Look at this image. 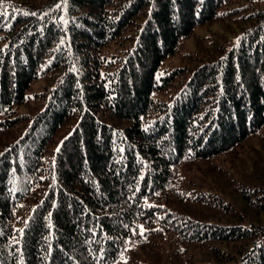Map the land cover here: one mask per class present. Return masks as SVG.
I'll return each mask as SVG.
<instances>
[{"label": "trees", "instance_id": "1", "mask_svg": "<svg viewBox=\"0 0 264 264\" xmlns=\"http://www.w3.org/2000/svg\"><path fill=\"white\" fill-rule=\"evenodd\" d=\"M0 17V264H116L167 230L233 244L213 246L226 264H264V218L185 219L168 199L179 162L223 155L264 126V0H0ZM212 21L233 35L160 71ZM30 97L38 109L17 112ZM237 186L264 216V187ZM190 197L234 210L218 192Z\"/></svg>", "mask_w": 264, "mask_h": 264}, {"label": "rangeland", "instance_id": "2", "mask_svg": "<svg viewBox=\"0 0 264 264\" xmlns=\"http://www.w3.org/2000/svg\"><path fill=\"white\" fill-rule=\"evenodd\" d=\"M229 30V24L220 21L197 26L195 35L184 39L176 53L161 63L160 71L166 73L177 65H194L197 57L202 54L199 49L203 48V43L212 35L220 33L231 37L233 34ZM40 86L41 82H36L28 94H32V90H38ZM38 105L39 101L30 97L26 107H20L17 112L33 114ZM73 122V119L68 120L58 130L54 142L56 145L70 131ZM26 124V121L18 124L8 134L15 130L19 132ZM175 173L178 180L168 192V199L172 201L169 205L183 218L225 224L238 223L242 217L253 222L261 221L264 216L245 204L237 185L242 183L251 187H264V126L258 134L250 136L223 155L211 160L179 162ZM175 190H181L186 199L180 201ZM206 190L220 193L232 203L234 210L227 212L216 205H208L190 197ZM213 246L218 248L226 245L186 241L169 230L162 234L147 233L139 242L128 245L116 264H206L210 261L226 264L223 257L217 259L214 256L216 251ZM226 249L233 252L236 246L229 244Z\"/></svg>", "mask_w": 264, "mask_h": 264}, {"label": "snow or ice", "instance_id": "3", "mask_svg": "<svg viewBox=\"0 0 264 264\" xmlns=\"http://www.w3.org/2000/svg\"><path fill=\"white\" fill-rule=\"evenodd\" d=\"M32 15H36V13H31ZM0 18H2V17H0ZM62 43H63V41H62ZM65 139H67V137L65 138ZM61 144H63V141L61 142ZM57 152H59L60 151V147L58 146L57 147V150H56ZM142 227V226H141ZM21 232L23 231V230H20ZM135 234V233H134ZM141 235H143V232L141 231V233H140Z\"/></svg>", "mask_w": 264, "mask_h": 264}]
</instances>
